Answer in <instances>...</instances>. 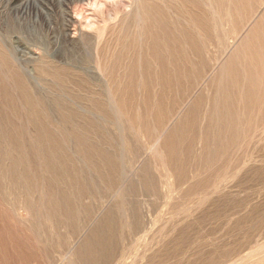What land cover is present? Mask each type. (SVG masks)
<instances>
[{"label": "rangeland", "instance_id": "obj_1", "mask_svg": "<svg viewBox=\"0 0 264 264\" xmlns=\"http://www.w3.org/2000/svg\"><path fill=\"white\" fill-rule=\"evenodd\" d=\"M116 1L99 0L76 24L77 0H0L8 63L0 61V264H264V114L252 116L226 161L206 169L201 146L212 134L203 116L209 81L263 15L264 0L225 52L215 37L201 56L181 44L189 63H206L190 89L183 80L161 84L134 0L127 11ZM169 8L178 30L188 27L185 9ZM118 10L140 51L113 40L121 22L106 15ZM121 53L116 74L103 72ZM198 96L197 119L172 134L166 153L168 132ZM38 120L50 137L37 136Z\"/></svg>", "mask_w": 264, "mask_h": 264}, {"label": "bare ground", "instance_id": "obj_2", "mask_svg": "<svg viewBox=\"0 0 264 264\" xmlns=\"http://www.w3.org/2000/svg\"><path fill=\"white\" fill-rule=\"evenodd\" d=\"M77 1L81 3V6H78L79 7V11L77 12L78 17L75 18L76 13H74V17H70L71 23L73 22L76 23L80 19L82 20V17H83L82 14H84L87 9L99 8V7H102L103 5V4H99V0H77ZM108 1L114 2V0H108ZM120 1L122 2H120V4L117 3V5H119L124 11H127L126 9H128L131 6V0L130 1L120 0ZM209 1L211 0H199L196 2H194L193 0H167L166 2L164 0L163 1L162 0H134L135 10L136 12H138L141 18L140 21L141 22L143 21L142 22L143 24L142 23L141 24L144 25V29H145L143 31L144 39L145 40L147 39V41L150 42L149 47L146 48L147 54H149L150 57L154 61H156V63H160L161 65L160 66V69L162 71L160 73L161 84L171 86L170 84L172 80H179L177 81L178 83L180 82V80H183L184 84L187 87H189V89L193 88V86L197 84L202 73L205 72L206 63L205 61H202V59L200 60V64H198V66H194L193 64L189 63L188 60L190 59L187 58V53H184L180 49L182 47L181 44L190 46L195 54H197L198 56H201L203 54V51L204 50L206 51V48H207L206 45L207 44L210 45V42L215 37V39H217L218 41L219 40L224 41L225 47L221 50V52L222 53L225 52L227 42L230 40H232V42L233 41L235 42L237 40L238 36H240L242 32L241 30L245 27L246 23L250 22L252 18L251 17L252 13H254L256 9L258 8V6L263 2V0H214L213 4L215 7L210 8L208 6ZM105 4H104V7H105ZM169 6L173 7L174 11L180 12V14L182 13L181 11L185 9V12L187 13L186 16H187V21H188V27L178 30V26L174 24V20L172 19V16H171V13L173 11L170 10ZM206 6L209 7V9L207 8L208 10L206 9ZM120 10H118L117 12H114L115 13L114 15H110V13L106 15L107 20L110 22L118 18H119V22H121L118 28V31L111 32V35L114 38L113 40L116 41L117 44L121 46L122 50H125V51L135 50L136 51V47H137V50L140 51L141 48H139V44L136 41L138 40L137 37L131 36V34L125 30L126 24L124 22L126 21L128 16L122 15L121 17H118L119 13L122 12ZM112 16L113 18H111ZM84 19L86 23L90 22L89 17H86ZM182 20L184 19L182 18ZM227 24L229 25V29L226 30L224 28L225 29L224 30L223 27L226 26ZM65 30L69 31L68 27ZM144 39L142 41H144ZM142 41H141V44H142ZM110 50H113V49H110ZM106 51L101 50L100 51L101 53L99 52V56L100 57L102 56V58L104 59L103 54ZM121 54H120V58H118L119 56L115 58L118 62L115 63L113 67H111L110 65L111 68H109L108 66L103 65L101 68L102 71L107 72L110 76L112 74H116L113 72V70L117 68L115 67V65H120L121 61L124 62L126 60V59L121 60V57L123 56V54L122 55ZM206 55L207 54H205L204 56ZM144 58H145V55H144ZM1 60L5 64H8L7 59L5 58L4 54L1 52V48H0V61ZM107 63L108 62H106V64ZM145 68L147 69V66H145ZM120 70H122V68ZM123 74H125V72ZM151 83L152 81H150V84ZM115 86L117 87V85ZM209 86L212 87L214 91H213V96L211 98L210 106L208 107L207 111L203 114V116H204V120L206 124V128H205V132H207L206 135L209 134L210 131L212 132V134L209 137L206 136L201 145L202 155L205 158V163L207 164V166L206 164H204L206 166V169L208 168V166L213 167L219 159H221L222 157L226 155L228 149L231 146H233V144L239 138H241V136L245 132L249 130V126H251L250 124L252 122L251 120L252 116L255 117V115L264 114L262 111L263 109H261L262 107H264V13L259 19L256 20L255 24L249 27V29L244 34V36L237 43L236 47L227 56L225 61L217 68L214 76L209 81ZM118 93H121V92H118ZM201 98L202 96L196 97V100L193 101L194 106L191 109H189V111L188 110L185 111L181 115L180 119L178 120V122L176 123L172 131L168 132L170 134L167 135L166 137L167 139H165L163 142L164 143L163 146L166 147L165 151L167 150L166 153L173 151L174 145L170 143L172 134L175 133L176 130L178 131L180 126L189 125L192 120L197 119L198 115H197V112H194L195 111L194 109L200 106V103L202 100ZM148 107H152V106L148 105ZM157 118L159 119V121L162 120V117H157ZM34 124L37 126V130L35 131V133H37V136L39 138L40 137H50L51 129H50L49 123H46L45 120H38L34 122ZM144 134L146 136H150V139H154L157 136L156 131L148 127L145 129ZM154 147L155 145L153 146V148ZM52 156H54L57 161V157L55 155H52ZM226 157L227 155L224 157V161L227 160ZM165 158L167 159V157ZM47 163L49 165L52 162L47 161ZM165 166H167V164Z\"/></svg>", "mask_w": 264, "mask_h": 264}]
</instances>
